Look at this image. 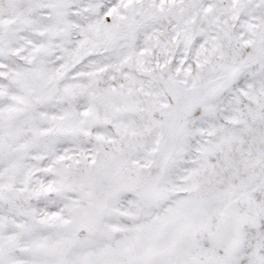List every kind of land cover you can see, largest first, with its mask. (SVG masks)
I'll return each mask as SVG.
<instances>
[{
  "label": "snow or ice",
  "instance_id": "1",
  "mask_svg": "<svg viewBox=\"0 0 264 264\" xmlns=\"http://www.w3.org/2000/svg\"><path fill=\"white\" fill-rule=\"evenodd\" d=\"M0 264H264V0H0Z\"/></svg>",
  "mask_w": 264,
  "mask_h": 264
}]
</instances>
